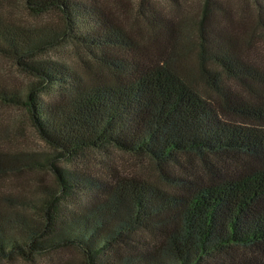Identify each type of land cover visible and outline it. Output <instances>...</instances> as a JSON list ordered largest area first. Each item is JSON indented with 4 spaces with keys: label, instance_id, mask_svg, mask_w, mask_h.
<instances>
[{
    "label": "trees",
    "instance_id": "trees-1",
    "mask_svg": "<svg viewBox=\"0 0 264 264\" xmlns=\"http://www.w3.org/2000/svg\"><path fill=\"white\" fill-rule=\"evenodd\" d=\"M24 1L59 25L0 16V56L34 77L24 93L0 84V104L24 109L54 152L0 149V176L46 163L55 187L0 207V260L72 247L81 259L63 264H264V66L243 49L253 35L205 32L204 1L197 59L212 98L181 73L176 52L147 55L100 0ZM254 2L264 37V0ZM175 35L170 28L164 42ZM61 42L105 77L89 82L67 63L39 58ZM109 148L150 159L165 186L76 164Z\"/></svg>",
    "mask_w": 264,
    "mask_h": 264
},
{
    "label": "rangeland",
    "instance_id": "rangeland-1",
    "mask_svg": "<svg viewBox=\"0 0 264 264\" xmlns=\"http://www.w3.org/2000/svg\"><path fill=\"white\" fill-rule=\"evenodd\" d=\"M205 0H100L103 7L114 15L119 25L135 39L146 45V54L154 56L160 50L177 53L173 60L181 73L189 77L197 90L203 94H214L206 87L198 63L199 28L204 17ZM205 20V32L217 29L226 33L253 35L255 44L243 45L246 57L264 66V37L256 25L257 12L254 0H210ZM0 16L3 20L18 26L30 28L45 25H59L52 12L35 15L24 0H0ZM170 28L176 33L175 44H166ZM207 34V33H206ZM158 42V43H157ZM165 47V48H164ZM40 59L67 63L73 66L89 82L105 77V73L90 63L88 57L76 50L71 43L61 42L46 50ZM34 80L25 74L8 58L0 56V84L9 90L24 93ZM43 99L47 96L41 95ZM0 149L5 152L23 150L39 155L54 151L36 134L27 113L22 108L0 104ZM77 160L79 167L95 169L110 165L117 171L136 175L165 186L160 170L147 157L128 154L114 148L87 153ZM57 166L67 167L69 163L53 161ZM105 167V166H104ZM43 187H55V173L48 164L26 169L22 173L0 176V207L35 201ZM167 188V187H165ZM168 189V188H167ZM7 199V200H6ZM12 202L9 204V202ZM16 205V206H18ZM82 255L72 247H62L48 255L34 256L31 260L15 257L0 260V264H63L69 259L79 260Z\"/></svg>",
    "mask_w": 264,
    "mask_h": 264
}]
</instances>
